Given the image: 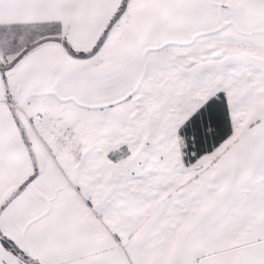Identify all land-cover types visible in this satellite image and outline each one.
Instances as JSON below:
<instances>
[{
  "label": "snow or ice",
  "instance_id": "1",
  "mask_svg": "<svg viewBox=\"0 0 264 264\" xmlns=\"http://www.w3.org/2000/svg\"><path fill=\"white\" fill-rule=\"evenodd\" d=\"M0 264H264V0H0Z\"/></svg>",
  "mask_w": 264,
  "mask_h": 264
}]
</instances>
